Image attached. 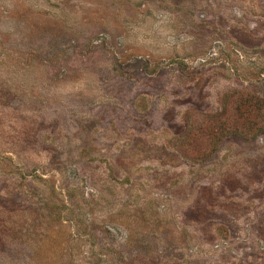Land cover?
<instances>
[{"label":"rangeland","instance_id":"obj_1","mask_svg":"<svg viewBox=\"0 0 264 264\" xmlns=\"http://www.w3.org/2000/svg\"><path fill=\"white\" fill-rule=\"evenodd\" d=\"M241 94L264 0H0V264H264Z\"/></svg>","mask_w":264,"mask_h":264},{"label":"trees","instance_id":"obj_2","mask_svg":"<svg viewBox=\"0 0 264 264\" xmlns=\"http://www.w3.org/2000/svg\"><path fill=\"white\" fill-rule=\"evenodd\" d=\"M233 104L228 122H212L203 129L208 138L214 140L228 134H258L264 130L260 100L241 94L234 98Z\"/></svg>","mask_w":264,"mask_h":264}]
</instances>
